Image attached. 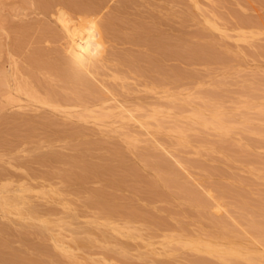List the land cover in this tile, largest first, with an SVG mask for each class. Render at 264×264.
I'll use <instances>...</instances> for the list:
<instances>
[{"label": "rangeland", "instance_id": "obj_1", "mask_svg": "<svg viewBox=\"0 0 264 264\" xmlns=\"http://www.w3.org/2000/svg\"><path fill=\"white\" fill-rule=\"evenodd\" d=\"M195 1L138 0L133 9L128 10L130 16L123 17L124 21H128L126 26L131 27L141 20L147 26L160 22L162 35L169 37L171 42H176L179 37L183 51L197 44L203 46L209 56H216L215 61L205 55L207 58L199 60L183 58L180 62L173 59L164 62L165 70L171 72L175 66L182 72L181 87L167 86L169 92H180L176 102L182 105V111L178 115L176 108L159 107L162 112L155 116L156 123L154 118L142 117L151 110L154 99H151L150 91L142 86L143 76L139 80L140 76L135 73L127 75L124 89L117 85L118 81L97 76L105 86L110 82L111 93L117 99L114 103L105 104L111 108L109 112L104 110L107 113H100L108 117L98 114L100 111L96 107L93 109L97 110V118H92L87 112L83 113L84 118L78 117L80 107H57L56 110L48 106L38 107L29 101L27 95L16 92L14 87L19 80L22 83L26 81L30 88L35 86L34 83L38 84V80H48L44 71L32 70L29 66L27 58L30 53L43 50L47 54L43 58L52 59L63 41L58 36L52 38L50 34L52 30L59 32L54 10V13L40 11L35 0H0V79L6 78L10 85H0V138L3 137L0 139V174L10 177V180L2 178L0 184L10 183L8 188L23 184L27 188L22 192L26 201L28 199L40 211L53 212L44 217L50 223L41 224L35 219L22 220L15 216L13 210L8 214L0 210V226L6 228L5 231L0 230V243H7L8 250L43 262L52 260L55 264H160V260L166 257L152 255L148 251L150 246L145 244H151L153 250L160 252L163 234L169 233L162 231L166 227L181 229L184 226V231L174 233L180 237L204 236L213 229V224L208 221L211 218L232 221L237 216L234 207L237 199L239 201L243 197L248 202L245 209L248 214L255 210L253 206L259 202L264 204V0ZM118 4L116 0L109 2L111 7ZM109 10L104 9L103 15H110ZM131 19L136 20L135 23ZM245 20L248 21L246 25ZM97 86L98 90L104 88ZM6 89L12 93H7ZM103 90L102 95L110 97V93L105 88ZM160 102L170 104L165 99H159ZM119 105H125L124 108L130 112L120 113ZM200 107L206 108H203L205 116L213 109L222 113L226 132L209 126L204 128L192 121L191 112ZM118 112L123 116L121 119ZM128 113L134 114L140 121L127 118ZM142 119L152 121V124ZM33 123L34 133L28 134L27 130ZM140 123L147 124L142 128ZM80 153L82 161L110 168L103 171L99 178L92 176L82 181L69 174L68 169L74 171V168L67 162L46 160L51 154L69 158ZM144 154L148 156L143 157ZM149 154L167 160L173 174L177 173V185L191 186L209 197V201H218L222 206L220 213L216 215L213 209L209 210L211 213L200 212L198 207L186 200L177 185H168V188L151 165L153 155ZM38 183L44 184V187L38 186ZM228 188L234 189L233 196L237 192H241L242 196L235 194L232 197V190ZM100 189L112 196L109 203L118 204L122 211L111 219H106L98 214L96 208L88 205L90 191ZM221 189L230 194L221 193ZM221 194L222 198L219 197ZM129 209L137 211V216L131 217L128 225L124 226ZM114 223L122 225V232H129V235L112 231L110 227L115 226ZM162 223L167 224L162 226ZM39 227H44L45 231L40 232ZM236 229L240 233L243 231L241 234L246 243H252L254 238L246 230L245 223L241 222ZM54 238L61 239L69 253L54 248ZM115 240L126 243L125 253L121 252ZM254 242L251 247L261 248ZM136 244L138 247L142 245L137 248ZM48 250L55 256L51 253L54 257L49 259ZM144 252L146 257L143 259L137 256ZM70 253L73 258L69 257ZM177 254L180 255L177 256V264H182L191 251L179 247ZM259 264H264L263 258Z\"/></svg>", "mask_w": 264, "mask_h": 264}, {"label": "bare ground", "instance_id": "obj_2", "mask_svg": "<svg viewBox=\"0 0 264 264\" xmlns=\"http://www.w3.org/2000/svg\"><path fill=\"white\" fill-rule=\"evenodd\" d=\"M35 1L38 4V8L42 12H45V13L47 11L53 12L54 10L55 12L54 15H55V20H56L55 22L59 28L58 29L59 32L52 30L50 31V34L52 33L51 34L52 38L53 36L60 37L63 42H61L62 44L60 43L61 45L60 50L56 49V51L53 53L52 59L43 58V56H45L46 54L43 50L41 51V50L35 49L36 51L30 53L27 59H28L29 66H31V69L37 68L38 70L44 71L45 73L43 72L41 73H43L44 75L48 74V80L45 79L46 80V81L44 80L45 82L43 80L42 82L38 80L37 82L38 84L34 83V85L35 86L37 85V87L35 86L32 87L31 85L32 88L27 86L25 80H24L25 83H22V81L19 80V82L21 83L19 82L16 83L14 87L16 92L20 91L21 93H24L25 95H27L29 98V101L31 100V102L34 103V105L36 103L38 107L48 106V107H51L53 110H56L57 107H72V106L80 107L81 111L77 112L78 117L80 116V118L81 117L84 118L85 116L83 113L85 112L86 114L87 112L89 113V115L92 116V118H97L96 116L97 110L93 109V107H96V109L100 111L98 114L102 113V111L105 112L104 110L109 112L111 108L109 106H105V104L107 102H108L107 104H110V101L113 102L114 100H117L116 97L111 93L113 92V88L110 86V82H107V86H105L102 80L97 79V76L107 77L111 81H118L117 85L120 88L124 89L126 88L125 86L127 85V83L125 84V79L127 75L135 73L138 76H140L139 80L141 79V76H143L144 79L141 82L142 86L150 91L151 99H154V102H152L151 104V110L143 114L144 115L142 116L143 118H150V119L154 118L156 120L155 122L157 123L158 121L155 118V116L156 115L159 116L161 109L159 110L158 108L163 107V106L164 107L166 106V108L168 109L176 108L177 109V110L175 109L176 112L178 113V115H180L179 113L182 111L180 110L182 105L176 102L179 100L180 92L178 90L175 93L169 92V87L167 88V86L170 85V87L173 86L176 89L181 87L180 83H182L181 82L182 72L178 67H175V66L172 68L171 72L167 71L164 69L163 64L165 61L169 59H173L176 62H180L181 59L183 58H188L192 60L193 59L199 60L204 57L207 58V56L205 55L209 56L208 54L209 52H206L203 46L195 44V45H192V47L189 48L187 51H183L181 49V45H180L181 39L179 37H177L176 42H171L169 41L170 40L169 37L162 35V32L160 31L161 28L159 27V25L161 24L160 22H153L154 23L153 26H147V24H145V22L141 20V21H138L136 26L134 27L133 26L131 27L128 25L126 26V23L128 21H124L123 17H125L124 15L128 14V10L132 8L133 6H135L138 0H116L117 2H119V4L112 6V7L109 5V2L111 0H35ZM107 8H110L109 10L110 15H103V10ZM128 15L130 16V11ZM135 18L138 19L137 17ZM124 19H126V17ZM131 20L133 21V19ZM205 21L208 22V19H205ZM246 24H248V21L245 20V25ZM60 38H58V42ZM107 43H109L108 48L105 45ZM119 46H121V48ZM209 57L210 59H213V60L214 58H216V56H213V57L209 56ZM210 59L208 58V60ZM141 63H145L146 65L142 66ZM129 76H128V79H129ZM3 77H5L4 74H3ZM33 82H36L35 78H33ZM4 83L6 85H9L6 78L1 77L0 85ZM97 85H100V88L101 86H103L105 90L110 93L109 94L110 97L107 96L108 94H106L107 97L103 96L101 91L105 92L103 90L104 88L101 90H98ZM10 92H8L7 90V93L10 94ZM141 99L140 101H142ZM159 99L160 100L165 99L166 101H169L170 104L172 103V105L165 104V103L162 104L161 102L158 103ZM136 100L138 101L139 99H136ZM142 106L143 105H141V107ZM124 107L120 106V113L121 112L127 113L128 111L130 112V110H127ZM203 108L205 107H202L201 109H198V110L194 109V111L191 112L192 121L201 124L204 128L209 126L219 131L223 130V132L221 131L222 133L226 132L227 130L226 122L223 119L222 113L218 112L217 109L215 110L213 109L211 112H209L208 116H205L206 114H204ZM145 109H148V108L145 107ZM262 111L263 110H261V112ZM158 112L159 114H157ZM128 114L129 115L127 118L134 119L136 120V122L137 120H139L134 117V114H131V113H128ZM100 115L106 116L107 114H100ZM117 115L118 117H120V119L123 117L119 114V112ZM26 120L27 122L30 121L29 119H26ZM142 120H145V119H142ZM142 120H141V123H142ZM146 121L147 120H145V122ZM141 123H140V126L144 128L147 123L152 124V121L151 122L147 121L145 126L144 124L142 125ZM156 123H153V125H155ZM160 123L157 124V128ZM40 124L41 123L39 121V125ZM34 126H35V123H33V126L32 125L29 126L27 130L28 134L34 133L33 132ZM51 126H53L52 123H51ZM14 136L16 135L14 134ZM178 143H182V142H178ZM83 153L85 152L83 151ZM149 155L152 156L153 154H149ZM81 156H82L81 153L80 155L78 154L76 156H72V157L70 156L69 158H64V156H62L61 154H51L50 156H48V158L45 155L46 160L48 161H52L54 159L52 162H55V160L59 162V159H60V161H63L64 163L67 162L70 167L74 168V171H71L70 169H68V171H70L69 174L75 175V178L77 180L82 179V181H84L83 179L91 178L92 176L99 178L100 174H102L103 171L108 170L110 168L105 165H99V164L92 163V162L87 163L86 161L84 162L82 161ZM147 156H148L147 154L143 155V157H147ZM152 158L153 159L151 161V165L158 172V174L162 176L165 185L167 186L177 185L176 184V180H177L176 174L177 173L173 174V169L171 168L167 160L156 154L153 155ZM58 172H59V169H58ZM170 174L172 175L170 176ZM65 176H67V173ZM2 178L10 180V177L6 176L5 173L0 174L1 181H2ZM8 184L10 183L0 184V210L3 214L11 213L13 210V212L15 213V216L17 215L18 218H21L22 220L35 219V220H38L41 224H45L49 222V219H46L44 217L47 215H52L53 212L50 210L40 211L34 205L30 204L28 199L26 201V197L25 195L22 194V192L26 191L27 188L24 187L23 184L20 183V185L18 186H16L15 184L14 186L16 187L12 186L11 188H8L9 186ZM43 185L44 184L38 183V186L40 187H44ZM154 186L156 185L154 184ZM177 186L180 189H182L186 200L189 203H191V205L198 207L200 209V212L209 213L210 212L209 210L213 209L216 215L220 213V207L222 206L220 203H218V201H209L208 200L209 197L206 198L203 194H200L196 189L191 188V186L190 187L181 186V185H177ZM50 190L53 191L52 188ZM229 190L231 191L232 189H229ZM233 190L232 192H230L232 197H235V194H237L236 196H238L239 194V197L242 196L240 195L241 192L239 193L237 192L233 196L232 195ZM224 192L229 193L226 190L225 191L222 190L221 193H224ZM90 195L91 196L89 198L91 199L89 200L88 205L96 208L98 210V214L99 213L102 214L103 217H105L106 219H111L112 216L122 212L120 207L117 206L118 204L115 205L113 203H109L110 201L109 199H112L110 198L112 196L106 195L103 191H101V189L91 190ZM222 195L223 194H221L219 197L222 198L221 197ZM239 197H236V198H239ZM245 197H246V193H245ZM247 203L248 202H246V200H244L243 197L240 198L239 201L237 199V201L235 202V206H234L235 209H237L236 210L237 216H235L232 221H228L227 219H224V218L219 219V220L217 218H214V219H217V220H214L213 218L208 217V219L210 218L212 219V220H208V219L207 220L211 221V223L213 224V229L204 236L190 235L189 237H185V236L180 237V236L175 235L174 233H176L177 231H180V232L184 231L185 229L184 226H183L184 228L182 227L181 229L180 228L176 229L172 226L171 227L168 226L162 231L169 232V233L168 234L164 233L163 237L160 234V236L163 238V240L161 241L162 243H160V245L162 246V249L160 252H156L157 249L153 250L151 244L147 242L145 246H150L151 249L150 250L148 249V251H150L152 255L156 254V255H162L166 257L164 260H160L159 262L160 264H177L178 263L177 256H180L177 254L179 247L183 249L186 247L188 250L191 251V255L190 256L187 255L188 257H185V262H183L182 264H259L262 258L264 260V204H261L259 202V204L253 206L255 210L248 214L245 210L248 207ZM130 209L128 210L129 212L127 211L128 212L127 215L125 214L126 215V217L124 218L125 221H123L124 226L128 225V223L131 221V217L137 216V211L136 212L133 211L134 209L130 211ZM70 215H71V212H70ZM229 215L230 217L233 216L232 214H229ZM241 222L243 224L245 223L246 230L248 231V233H251L250 236H253L254 238V240H252V243L247 238L248 241L251 243V245L250 243L245 242L244 237L242 235L243 231L241 232L242 233L241 234L238 231V229H236L238 225H241ZM163 224L164 223H162V226L164 225L166 226L167 223L164 225ZM116 225L115 226L111 225L110 228H112V231H115L117 234H120L123 236L129 235L128 234L129 232L127 234L124 233L126 231L122 232L121 230L123 228L122 225L121 226H116ZM4 229H6L4 226H0V230L5 231ZM39 231L40 232L45 231L44 227H39ZM236 238H239L240 240L238 241L234 240ZM53 241H54V248H57L63 253H69L67 249L68 247L61 239L54 238ZM254 241L260 244L261 248L251 247L253 246L252 244ZM115 243L120 245L119 249L121 250L122 253L126 252L125 242H124L125 244L121 242H117V241ZM6 244L0 243V264H55L52 260L49 262H46V261L43 262L44 260L40 261L35 258L34 259H30L29 257L26 258L25 255H24L25 257L20 255L21 253L14 252L11 249H10L11 251L8 250L7 246L9 245L8 244L6 245ZM136 245H137L136 246L137 248H140L142 244H140L139 247H138V244ZM48 251L51 256L49 257V255H47L49 259L55 256L52 251L51 252L50 250ZM45 253L44 255H46ZM51 253L54 256H52ZM205 255L213 258V260L207 258ZM137 256L143 259L144 257H146V254L145 252L139 253ZM69 257L73 258V254L70 253ZM179 263H181V261Z\"/></svg>", "mask_w": 264, "mask_h": 264}]
</instances>
